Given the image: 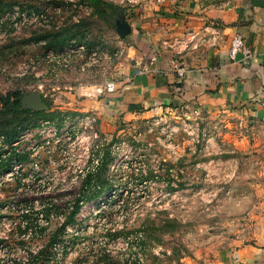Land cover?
Instances as JSON below:
<instances>
[{
  "label": "rangeland",
  "instance_id": "rangeland-1",
  "mask_svg": "<svg viewBox=\"0 0 264 264\" xmlns=\"http://www.w3.org/2000/svg\"><path fill=\"white\" fill-rule=\"evenodd\" d=\"M56 34L66 35L63 44L46 48ZM118 39L115 26L86 1L0 0V97L41 93L46 112L72 113L62 122L39 118L11 145L29 159L0 173V201H7L0 207L1 263L27 264L29 253L46 245L65 205L106 154L101 176L109 189L83 204L37 263L105 264L104 251L127 264H211L236 246L264 244V121L184 109L118 127L109 115L82 109V100L94 99L112 79L122 52ZM86 84L98 86L88 91ZM3 141L1 135L0 160H7ZM43 196L57 200L59 213L31 239L16 225L24 203L15 210L11 200ZM114 230L131 239H108ZM136 230L144 236L142 249L132 240Z\"/></svg>",
  "mask_w": 264,
  "mask_h": 264
},
{
  "label": "crops",
  "instance_id": "crops-1",
  "mask_svg": "<svg viewBox=\"0 0 264 264\" xmlns=\"http://www.w3.org/2000/svg\"><path fill=\"white\" fill-rule=\"evenodd\" d=\"M122 8L118 20L131 30L118 39L115 90L98 98L102 87L86 84L88 91L100 88L94 99L82 100V109L118 124L195 108L264 121V0H139ZM236 32L252 51L247 60L228 57ZM176 66L184 67L182 76ZM211 264H264V244L236 246Z\"/></svg>",
  "mask_w": 264,
  "mask_h": 264
},
{
  "label": "trees",
  "instance_id": "trees-1",
  "mask_svg": "<svg viewBox=\"0 0 264 264\" xmlns=\"http://www.w3.org/2000/svg\"><path fill=\"white\" fill-rule=\"evenodd\" d=\"M88 2L94 12L101 17L103 20L108 22L109 24L115 26V22L121 17L123 13L122 6L113 5L103 0H81ZM66 35L56 34L52 37V41L47 42L46 48L52 46V43L56 45H61L64 42ZM46 39L47 36H38V39ZM47 40V39H46ZM43 99V98H42ZM44 102V99H43ZM0 136L4 137V144L8 145L7 152L10 153V156L7 160H0V173H5L9 171L12 167L11 162L20 164L23 161L29 159L28 152H18L15 150L14 146H11L19 137V133L29 127H33L36 125V121L39 118H42L44 121H50L53 119H58L59 122H62L63 119L70 116L71 112H62L60 110H53L50 112H46L47 110H33L23 106L22 104V96L18 92H10L2 97H0ZM47 107L46 103L44 102ZM76 113V112H73ZM72 114V113H71ZM33 118L31 123L30 119ZM121 123L118 127L121 126ZM107 155H104L101 166L98 171L88 172L84 179L81 182L79 187L78 195L72 198L65 205V214L64 220L59 223V226L55 228V230L50 234L46 245L38 250L35 254L29 253L30 260L27 264H39L37 260L43 258L47 253L49 247H55L56 243L60 241L61 234L65 231L66 225L74 224L76 221V216L80 212L82 206L87 201L91 200L97 194L103 190L109 189V182L105 178L101 176V173L105 171L107 166ZM17 185H20V182H17ZM93 193V194H92ZM36 200L30 199L27 200L22 198L20 201L16 202L15 200H11L12 208L18 209L19 203H24V208L21 210L20 214V222L17 223V227L20 234H24L31 239L38 238L44 234V231L47 228V224L50 223L51 218L56 217L59 213L57 209L59 208L57 200L48 199L40 197L36 203ZM6 200L0 201V207L6 205ZM44 220V222H40V220ZM46 223V224H44ZM107 238L111 239L113 236L122 235L124 239L129 240L131 238L128 237L129 232H124L121 230H114L107 232ZM135 240L138 247L142 249L144 244V236L140 230H136L133 235V239ZM21 243L24 240H19ZM6 242L4 238H0V245ZM65 247L63 246L62 251H65ZM48 254V253H47ZM56 257V256H55ZM122 259V258H121ZM99 260H102L105 264H127V262L120 260L117 256H112L107 252H101ZM53 264H59V261L56 259L53 261ZM0 264H25L23 261L17 262H5Z\"/></svg>",
  "mask_w": 264,
  "mask_h": 264
},
{
  "label": "built area",
  "instance_id": "built-area-1",
  "mask_svg": "<svg viewBox=\"0 0 264 264\" xmlns=\"http://www.w3.org/2000/svg\"><path fill=\"white\" fill-rule=\"evenodd\" d=\"M132 2H137L139 0H130ZM195 34L190 36V39H193ZM252 51L246 45L244 37L241 33L236 32L234 33L229 42L228 48V57L232 61H239V60H247L251 57ZM176 70L180 76H182L185 72L183 66H176ZM115 90V81L110 79L109 81L105 82L103 88L99 90V92H113ZM264 104V103H263ZM195 114L199 113V108H195L193 111Z\"/></svg>",
  "mask_w": 264,
  "mask_h": 264
},
{
  "label": "water",
  "instance_id": "water-1",
  "mask_svg": "<svg viewBox=\"0 0 264 264\" xmlns=\"http://www.w3.org/2000/svg\"><path fill=\"white\" fill-rule=\"evenodd\" d=\"M115 26L120 38H124L131 30L129 24L124 21H116ZM22 104L23 106L33 110H41L46 108L41 93H35L30 96L22 97Z\"/></svg>",
  "mask_w": 264,
  "mask_h": 264
}]
</instances>
